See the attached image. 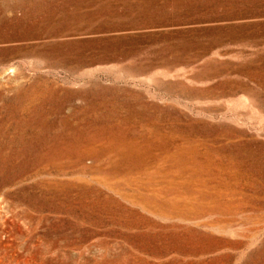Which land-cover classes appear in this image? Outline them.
<instances>
[{
  "label": "rangeland",
  "instance_id": "374dc122",
  "mask_svg": "<svg viewBox=\"0 0 264 264\" xmlns=\"http://www.w3.org/2000/svg\"><path fill=\"white\" fill-rule=\"evenodd\" d=\"M0 264H264V0H0Z\"/></svg>",
  "mask_w": 264,
  "mask_h": 264
}]
</instances>
